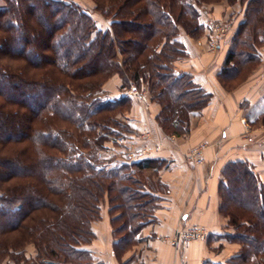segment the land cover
<instances>
[{
    "label": "trees",
    "instance_id": "1",
    "mask_svg": "<svg viewBox=\"0 0 264 264\" xmlns=\"http://www.w3.org/2000/svg\"><path fill=\"white\" fill-rule=\"evenodd\" d=\"M0 8V264L14 256L89 264L83 246L95 238L92 224L108 198L115 253L137 241L151 219L157 197L147 169L157 161L99 160L97 150L125 133L132 106L125 93L102 96L114 74L147 84L150 100L160 104L156 119L165 133L189 131V116L212 93L191 75L175 69L187 56L183 31L205 32L196 4L219 0H95L110 20L99 29L79 4L63 0H5ZM246 2V19L232 37L219 75L232 89L261 61L264 0ZM123 55L122 61L117 52ZM117 114L124 115L123 120ZM264 123V114L261 118ZM219 184L220 211L242 244L234 263L264 264V183L248 161L226 164ZM149 185L141 182V178ZM262 257V259H261Z\"/></svg>",
    "mask_w": 264,
    "mask_h": 264
},
{
    "label": "crops",
    "instance_id": "2",
    "mask_svg": "<svg viewBox=\"0 0 264 264\" xmlns=\"http://www.w3.org/2000/svg\"><path fill=\"white\" fill-rule=\"evenodd\" d=\"M4 6L5 1L0 0V8ZM205 21L201 18V22ZM211 37L209 29L198 38L179 36L187 56L174 62L175 69L190 74L196 84L212 93L205 107L190 113L187 133H165L156 119L160 104L131 97L132 106L126 115L133 129L130 139L136 145L142 144V134L149 132L146 143L151 149L142 159L152 158L158 164L157 169L145 171L150 182L147 189L157 197L156 207L136 235L137 241L115 253L118 238L113 235L110 206L105 201L100 217L92 224L95 238L83 246L92 253L89 264H235L241 244L228 237L234 229L220 211L219 184L226 164L238 160L250 162L264 183V46L259 49V65L245 80L227 89L219 75L231 38L212 50ZM113 79L120 91L119 78ZM242 118L247 125L241 122ZM204 143L205 161L189 162V150ZM118 145L106 147L115 152ZM194 224L206 229L204 237L186 244L175 241L180 229ZM29 248L25 252L27 264H44L35 259L37 250Z\"/></svg>",
    "mask_w": 264,
    "mask_h": 264
},
{
    "label": "rangeland",
    "instance_id": "3",
    "mask_svg": "<svg viewBox=\"0 0 264 264\" xmlns=\"http://www.w3.org/2000/svg\"><path fill=\"white\" fill-rule=\"evenodd\" d=\"M63 1H73L77 4H79L83 9H85L93 17V19L95 20V23L99 29L105 30V28H109L110 20L108 19V17H105V11L102 10L100 8V6L99 7L97 6V3L95 0H63ZM196 5L198 6V9L200 11V20L203 17L206 20L205 25H204L205 31L209 29L211 31L212 37L219 34V36H217L216 40H215L217 44H220V43L223 44V41H225L227 38L228 39L231 38V40H232V37L235 34V32L237 31L240 23L246 19V16H245L246 2L241 4V2H239V1L233 2V0H219V1L203 2V3L196 4ZM202 15H203V17H201ZM213 22H223L225 24L224 25L225 26L224 31L221 33H218L219 31L214 32L211 29V26H212L211 24H213ZM181 34H186V33L181 31L180 35ZM212 37H211V39H212ZM211 47H212V45H211ZM211 52H214V51L211 50ZM117 58H119V61H122L123 55L120 51L117 52ZM258 65L259 64H257V66ZM114 77H118L119 81L121 82V86L119 88L120 91L117 90L119 85H118L117 81L113 79ZM122 83H123V79L121 78V76L119 74H114L111 78H109L103 84L104 92L102 93V96L105 97V95H106V96L112 97L113 95H115V93L117 94L118 92H120V93H125L129 98H131V96H129L126 93V90L131 83H135V82H130L127 87H122ZM137 86L140 89L141 88L145 89L147 91V93L149 95V99H150V94L148 91L147 84H143L142 86H139V85H137ZM132 98H131V101H132ZM134 98H136V97H134ZM125 113L127 115L128 112H125ZM117 116H118L117 118H120V120H123L125 114L124 115L117 114ZM119 138H124L127 141V143L129 142V140H131L130 135L128 133H125L123 135H119V136L115 137L114 139H111L110 141H107L105 143V147L99 148L97 150V158L99 160H104V161L106 160L110 163L112 162V164H117L118 162L120 163L121 160H119L118 153L120 150H122L121 145L120 146L118 145V147H120V148L118 151H115V152L113 151L114 149L110 150L112 147H110L109 149L106 147L107 144H112L113 147H117V144H119L117 140ZM100 151H102L101 157L98 156L99 155L98 153ZM141 182L142 183L145 182L146 184L149 183L148 181H145V179H143V177L141 178ZM105 201L108 202L107 197L103 198V200L101 202V206L105 207ZM108 204H109V202H108ZM29 246H30V248H29ZM242 246L243 245L241 244L239 250H241ZM27 248H29V249L35 248L37 250L36 246L33 243H29L26 245L25 252H26ZM14 256H7L4 259L3 264H17V261H16L17 258L15 259ZM35 259L40 260L37 257V255H36ZM261 259H262V257H261ZM40 261L44 264H46L48 261L54 262L53 264H72V263H63L62 261H60L58 259H55V258L52 259V258H48V257L41 258ZM27 263H28V261H21L18 264H27ZM254 264H258L257 261L254 260Z\"/></svg>",
    "mask_w": 264,
    "mask_h": 264
},
{
    "label": "built area",
    "instance_id": "4",
    "mask_svg": "<svg viewBox=\"0 0 264 264\" xmlns=\"http://www.w3.org/2000/svg\"><path fill=\"white\" fill-rule=\"evenodd\" d=\"M211 25V29L214 32L219 31L218 33H221L225 29V24L223 22H213V24ZM217 36H219V34L212 37V50H217L218 48L219 44H217L215 41ZM126 93L131 97L138 98L143 103L149 102V95L147 91L143 88L140 89L135 83H131L128 86ZM241 122L244 125H247L245 118H242ZM148 137L149 132H144L141 137L143 143L139 145H136L132 140H129V142L127 143L124 138H119L117 141L122 147V150H120L118 153L119 159H121L122 162L131 163L139 161L140 159L145 157L151 149V147L146 143ZM206 147L207 144L205 143L192 147L187 153V160L193 164L203 163L205 161L204 152ZM98 154V156L101 157L102 151H100ZM206 233L207 232L204 227L194 224L186 228L180 229L177 235L175 236V241H181L186 244L194 239L204 237ZM47 263L53 264L54 262L48 261Z\"/></svg>",
    "mask_w": 264,
    "mask_h": 264
}]
</instances>
